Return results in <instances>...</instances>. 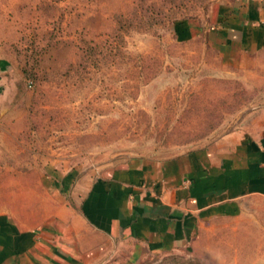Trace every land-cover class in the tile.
<instances>
[{
	"label": "rangeland",
	"instance_id": "obj_1",
	"mask_svg": "<svg viewBox=\"0 0 264 264\" xmlns=\"http://www.w3.org/2000/svg\"><path fill=\"white\" fill-rule=\"evenodd\" d=\"M243 1L0 0V51L20 75L0 113V212L41 222L64 176L136 159L209 166L264 139V48L216 32ZM262 166L239 208L140 264H264Z\"/></svg>",
	"mask_w": 264,
	"mask_h": 264
},
{
	"label": "crops",
	"instance_id": "obj_2",
	"mask_svg": "<svg viewBox=\"0 0 264 264\" xmlns=\"http://www.w3.org/2000/svg\"><path fill=\"white\" fill-rule=\"evenodd\" d=\"M216 32L246 50L264 48V0H244ZM20 75L0 51V113ZM206 166L192 157L136 159L89 182L64 176L41 222L0 212V264H140L184 247L197 223L239 208L261 181L264 139ZM225 156L224 158H226Z\"/></svg>",
	"mask_w": 264,
	"mask_h": 264
}]
</instances>
